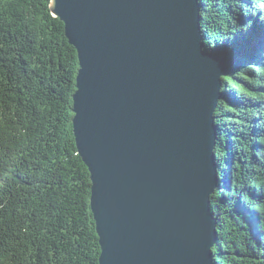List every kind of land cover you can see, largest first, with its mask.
I'll use <instances>...</instances> for the list:
<instances>
[{
	"label": "water",
	"instance_id": "water-1",
	"mask_svg": "<svg viewBox=\"0 0 264 264\" xmlns=\"http://www.w3.org/2000/svg\"><path fill=\"white\" fill-rule=\"evenodd\" d=\"M50 6L80 61L73 129L99 264H216L215 112L231 67L206 47L200 0Z\"/></svg>",
	"mask_w": 264,
	"mask_h": 264
},
{
	"label": "trees",
	"instance_id": "trees-1",
	"mask_svg": "<svg viewBox=\"0 0 264 264\" xmlns=\"http://www.w3.org/2000/svg\"><path fill=\"white\" fill-rule=\"evenodd\" d=\"M200 2L206 47L231 67L215 112V262L264 264V0ZM50 3L0 0V264H99L73 129L80 61Z\"/></svg>",
	"mask_w": 264,
	"mask_h": 264
}]
</instances>
